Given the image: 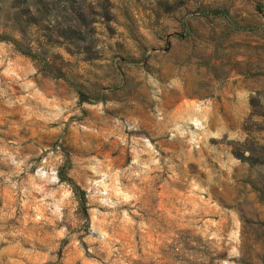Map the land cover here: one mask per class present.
Segmentation results:
<instances>
[{"label": "rangeland", "instance_id": "374dc122", "mask_svg": "<svg viewBox=\"0 0 264 264\" xmlns=\"http://www.w3.org/2000/svg\"><path fill=\"white\" fill-rule=\"evenodd\" d=\"M87 6L73 85L0 42V264H264V0Z\"/></svg>", "mask_w": 264, "mask_h": 264}, {"label": "trees", "instance_id": "16d2710c", "mask_svg": "<svg viewBox=\"0 0 264 264\" xmlns=\"http://www.w3.org/2000/svg\"><path fill=\"white\" fill-rule=\"evenodd\" d=\"M205 15L230 18L226 10L218 9ZM0 22L6 31L0 33V42L11 44L16 52L35 61L42 72L70 85L71 78L53 64L54 50L80 55L83 61L91 58L87 0H0ZM79 91L85 102L87 98ZM73 190L84 208V192L77 185Z\"/></svg>", "mask_w": 264, "mask_h": 264}]
</instances>
